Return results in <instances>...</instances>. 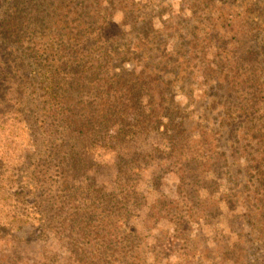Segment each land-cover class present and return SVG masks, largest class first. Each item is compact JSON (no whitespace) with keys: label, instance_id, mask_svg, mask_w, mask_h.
Segmentation results:
<instances>
[{"label":"rangeland","instance_id":"rangeland-1","mask_svg":"<svg viewBox=\"0 0 264 264\" xmlns=\"http://www.w3.org/2000/svg\"><path fill=\"white\" fill-rule=\"evenodd\" d=\"M136 1L157 30L170 16L188 20L160 37L167 52L179 53L182 66L158 67L156 75L165 95L180 105L171 119L184 122L191 148H201L214 167L201 169L200 176L215 183H200L187 193L179 178L190 173L192 187L198 172L169 166L152 151L169 153V144L154 132L133 134L127 125L139 114L126 112L92 133V165L74 178L66 171L70 149L60 145L58 118L35 83L20 85V75L38 71L23 58L31 41L17 50L0 37V264H77L73 253L92 249L108 264H264V141H242L244 125L238 128L235 115L224 116L212 103L222 94L203 74L207 65L220 71L218 56L236 61L238 74L251 77L260 69L258 107L264 111V0ZM206 19L218 24L209 41H203L210 33ZM124 30L123 43L131 47L140 33ZM15 57L25 61L24 74L14 69ZM97 57L104 62L103 54ZM133 63L115 64L114 71L131 70ZM231 130L236 139L229 137ZM56 208L76 212L78 224L90 222L98 237L81 241L62 233L67 214L56 219ZM44 248L49 262L40 258Z\"/></svg>","mask_w":264,"mask_h":264},{"label":"trees","instance_id":"trees-1","mask_svg":"<svg viewBox=\"0 0 264 264\" xmlns=\"http://www.w3.org/2000/svg\"><path fill=\"white\" fill-rule=\"evenodd\" d=\"M141 9L143 5L136 0H123L121 4L110 0H0L1 42L20 50L27 39L31 41L23 58L33 61L38 71H33L34 75L32 72L25 75V61L18 62L17 57L14 69L24 74L19 78L21 87L27 88L29 81L35 83L37 93H42L45 103L58 118L64 139V144L60 145L70 149L66 171H71L74 178L82 176L92 165L93 154L89 150L92 133L113 123L121 112L138 113L139 118L127 125L133 134L157 133L169 144V153L152 151L162 155L169 166L198 172L195 180L199 183H192V187L188 185L190 173L179 178L187 193H191V189L200 183H215L206 175L200 176L201 169L213 171L214 167L211 161H205L200 155L201 148L199 151L191 148V139L183 131L186 130L184 122L171 119L180 105L165 95L166 85L156 75L158 67L166 71L170 67L177 70L182 66L179 53L167 52L160 44V37L167 35L166 32L169 34L170 29L176 31L188 20L181 15L170 16L167 21H160L162 28L157 30L152 17L141 13ZM206 21L210 23V33H205L207 38L203 41H209L218 26L216 20ZM127 26L130 33H140L133 35L137 41L131 47L123 43ZM98 54H103L104 62L98 59ZM218 57L220 71L209 65L203 67L206 81H214L215 88L222 94L212 103L223 109L224 116L227 114L231 119L230 115H235L233 121H239L238 128L244 125L240 132L244 143L263 142L264 123L261 119H264V111L258 107V97L263 89L261 70L254 69L251 77L238 74L236 61L229 56ZM129 61L135 62L131 70L119 68L114 71L115 64ZM34 88L33 92H36ZM21 93L24 94V90ZM230 123L228 126L232 129L233 123ZM234 132L231 130L228 135L236 139L237 133ZM203 136L205 134L199 137ZM199 159L205 162L201 163ZM56 209V219L67 214L62 233L77 235L81 241L98 237V229H94L90 222L79 221L78 224L76 212L65 213L63 208ZM176 225L182 227L181 222ZM187 226L186 233L190 222ZM108 227L102 225L103 230ZM107 242L110 244L111 241L107 239ZM45 250L40 258L49 262L52 256ZM82 254L85 257L80 256ZM73 255L77 264H108L93 249L90 253L83 251Z\"/></svg>","mask_w":264,"mask_h":264}]
</instances>
